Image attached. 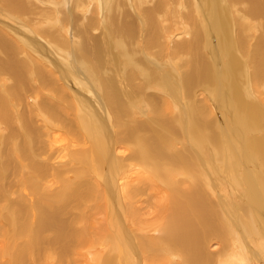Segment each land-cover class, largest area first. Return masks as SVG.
Instances as JSON below:
<instances>
[{"label":"bare ground","instance_id":"6f19581e","mask_svg":"<svg viewBox=\"0 0 264 264\" xmlns=\"http://www.w3.org/2000/svg\"><path fill=\"white\" fill-rule=\"evenodd\" d=\"M67 4L0 0V264H264V0Z\"/></svg>","mask_w":264,"mask_h":264},{"label":"rangeland","instance_id":"374dc122","mask_svg":"<svg viewBox=\"0 0 264 264\" xmlns=\"http://www.w3.org/2000/svg\"><path fill=\"white\" fill-rule=\"evenodd\" d=\"M59 1V0H58ZM70 1L71 0H69V5L67 6L66 5V11H65V13H64V15H66V14H68V9H70L69 8V6H70ZM66 2H68V0H66ZM87 7H88V5H87ZM10 8V7H9ZM17 12H19V10H16ZM63 11H64V9H62L61 10V12L63 13ZM80 14V13H79ZM82 14V13H81ZM244 16H248V19H246L245 21L243 20V24H239V23H237V21L240 19L239 18V15L238 16H235V18L232 20L233 22H232V26H233V30L234 29H238L239 28V30H241L240 32H245L246 31V36L248 37V40H249V42H248V44L250 45V43L252 42V40H254L255 39V37H258V33H257V30H256V25H257V23H258V20L256 19V18H253V17H251V16H249V15H244ZM54 17V19L56 20V21H59L60 19H61V16L60 15H57V14H55V16H53ZM56 17V18H55ZM98 17L100 18V15L98 14ZM259 19H262V21H263V18L262 17H259ZM237 20V21H236ZM42 21L43 20H41V19H39V23L41 24L42 23ZM250 21H252V22H250ZM20 22L21 23H23V24H25V26L27 27V28H29V29H31L30 27H32L31 26V24L30 23H28L27 21H26V19L25 20H19V21H17L16 23L19 25L20 24ZM252 23V24H251ZM254 23V24H253ZM239 25V27H238V25ZM237 25V26H236ZM72 28V30H73V27H72V25H70L69 26V31H71V28ZM236 27H238V28H236ZM240 27H243V28H240ZM59 28H61L60 27V25H59ZM15 29H19L20 30V28H15ZM246 29V30H245ZM238 30V31H239ZM248 31H250V33L248 32ZM242 32V33H243ZM248 32V33H247ZM68 38H69V40H70V38H71V36H72V33L71 32H69L68 33ZM43 40L44 38H43V36L42 37H40L39 38V40ZM221 39V37L219 38V37H216L215 38V40L216 41H219ZM71 44V43H70ZM207 48V47H206ZM208 49V48H207ZM71 50V49H70ZM249 50V49H248ZM248 50H247V52L244 54V56H247V53H248ZM92 50H89V52H91ZM117 52V53H116ZM119 52L118 51H115V55H117ZM220 54H221V52H219ZM209 54V53H208ZM208 54H207V52H205L202 56H205V55H207L208 56ZM76 55V54H75ZM74 55V56H75ZM201 55V54H200ZM90 56V55H89ZM92 56V55H91ZM264 56V55H263ZM190 57H193V56H190ZM123 58L121 57L120 59H118L117 61H121ZM197 59H199V56H198V58ZM200 60V59H199ZM180 62V65H184V63L183 62H185V59H184V57L181 59V60H179L178 61V63ZM87 63H89L88 64V66H89V69L92 71V73H93V67H92V62L91 61H87ZM94 63V62H93ZM185 64H186V62H185ZM179 65V66H180ZM253 64H250V65H244V66H240V68H241V71L244 69V74H242V78H243V80H244V85H245V87H247L248 86V84H249V86H248V88H249V92H250V95L253 97H255V95L253 94L254 93V89H256V88H254V87H252V85L254 84L255 85V87H257V81H255V80H253V78H251V75H252V71H253V68H254V65L252 66ZM249 68H248V67ZM250 66H252V67H250ZM185 67V66H184ZM79 68L84 72V70H85V68H88L87 66H83V65H81V66H79ZM180 68V69H179ZM178 69H179V71H182V68H181V66L179 67ZM251 69H252V71H251ZM247 70V71H246ZM250 71V72H249ZM263 73H264V69H263ZM97 72H95V76H97ZM249 75V78H247V80H246V78H244V77H246V75ZM90 75V74H89ZM105 75V74H104ZM247 75V76H248ZM55 76H57V78L59 77V74L57 73V74H55ZM91 76V75H90ZM86 77H88L87 75H86ZM92 77V76H91ZM90 77V78H91ZM94 77V76H93ZM134 78H137L136 76H134ZM250 79V80H249ZM251 80H253V83H251L252 81ZM264 80V79H263ZM251 81V82H250ZM254 81H255V83H254ZM252 84V85H251ZM226 88H228V87H226ZM251 89V90H250ZM95 92H96V96L97 97H99L100 99H102L103 97H102V94H101V89H100V87H97V88H95ZM228 91L230 92V97H229V99H228V101H226L224 104H223V106L222 107H215L218 111H219V113L220 114H225V122H226V126L229 128V130H231V131H234V132H236V133H238L239 134V136H240V138H242L243 137V135H245V136H247V137H250L251 135V137H259L260 135H261V133H263L264 134V125H263V130L262 129H259L257 132H247V133H244L243 132V129H244V127L242 126V125H239L238 124V122L240 123V121H241V117H240V113H241V109H240V106H239V104L238 103H236V98H235V96L233 95V94H231V91L229 90V88H228ZM201 97V99H202V97H203V99H205V100H202L203 102H202V104H206L207 106H210L211 108H213V106H212V104L208 101V98H206V96L205 95H202V96H200ZM199 97V98H200ZM219 98H215L214 99V102H215V104L217 103V100L219 99V101H220V96H218ZM231 98H232V100H231ZM184 99H186V100H189V99H187V97H186V95H184ZM231 100V101H230ZM232 102V103H231ZM229 103V104H228ZM263 107H264V82H263ZM221 104V101H220V103H219V105ZM225 105V106H224ZM227 105V106H226ZM235 108H237V109H235ZM214 109V108H213ZM212 109V110H213ZM221 109V110H220ZM229 109V110H228ZM231 109V110H230ZM239 109V110H238ZM237 110V111H236ZM223 111V112H222ZM228 111H230V112H228ZM138 112V111H137ZM235 112V113H234ZM264 112V111H263ZM144 114H146V113H144ZM217 114H218V112H216L215 113V115H216V117H217ZM264 114V113H263ZM242 115H246L244 112H243V114ZM234 116L236 117L237 116V119L239 120L238 122H233V120H234ZM139 117H141V118H144V116H139ZM240 117V118H239ZM134 118H136L137 119V117H134ZM141 118H139V119H141ZM261 118V117H260ZM260 118H257L258 120L260 119ZM138 119V120H139ZM130 121L132 122V121H134V119H130ZM230 122V123H229ZM258 122V121H257ZM233 123V124H232ZM250 123H254L253 121H249L248 122V124L249 125H246V127H247V129H249V127L251 128L252 127V125L250 124ZM210 135H208L207 137H209ZM209 140H210V137H209ZM208 140V141H209ZM237 144H239V142L237 143ZM209 148V149H208ZM208 148L206 147V151H205V154L206 155H209L210 153H212L213 152V149L214 148H212L211 146H208ZM238 155L240 156V159H241V161H243V160H247V156L244 154V153H242V151L240 150V148H238ZM80 157V155L78 154H73V158H74V163H75V161L77 160V159H79V157ZM256 159V160H255ZM249 160V159H248ZM77 162V161H76ZM260 161H259V159L257 158V157H254L253 158V160L251 159V163L249 164V166H247L246 168L248 169V170H250V171H253V170H255L256 169V171L257 170H259L260 168V163H259ZM255 168V169H254ZM56 173L58 174V170H56ZM60 173V175L62 176L63 174H61L62 172H59ZM63 173H64V171H63ZM73 177H74V173H73ZM72 177V178H73ZM65 182H64V179H63V183L57 188H55L54 190H56L57 191V189H58V191L61 193V191L60 190H62L63 189V186H64V189H66V187H65ZM242 184V183H241ZM241 186H244V187H246V185H244V184H242ZM241 186H239L237 189L239 190V191H246V189H243ZM247 188V187H246ZM237 190V191H238ZM230 193H231V190H230V188L228 187V185L227 184H225L224 182H220L219 183V185H218V194H222L221 196H223V197H229V195H230ZM239 193V192H238ZM237 199L235 200L233 197H232V200H234V201H236V202H238V201H240L239 199H238V197L237 196H235ZM89 203H91V204H89ZM243 203V202H242ZM91 205V206H90ZM96 204H92V202L91 201H89V202H87V203H83V210L81 211V213L83 214V215H85V216H89V215H92V213H94L95 211H96V209H94L95 207H97V206H95ZM92 209V210H91ZM85 210V211H84ZM94 210V211H93ZM90 218V217H89ZM81 222V221H80ZM154 234H158V233H156V232H153ZM255 243H257V242H255Z\"/></svg>","mask_w":264,"mask_h":264}]
</instances>
